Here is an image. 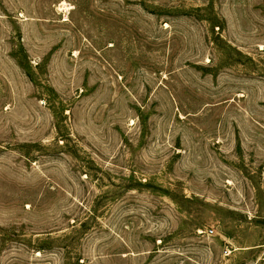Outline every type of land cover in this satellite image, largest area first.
Listing matches in <instances>:
<instances>
[{"label":"rangeland","instance_id":"obj_1","mask_svg":"<svg viewBox=\"0 0 264 264\" xmlns=\"http://www.w3.org/2000/svg\"><path fill=\"white\" fill-rule=\"evenodd\" d=\"M0 264H264V0H0Z\"/></svg>","mask_w":264,"mask_h":264}]
</instances>
